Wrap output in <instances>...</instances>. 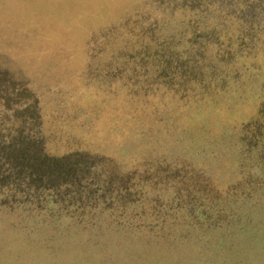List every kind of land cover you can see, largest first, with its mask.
Segmentation results:
<instances>
[{"label":"rangeland","instance_id":"rangeland-1","mask_svg":"<svg viewBox=\"0 0 264 264\" xmlns=\"http://www.w3.org/2000/svg\"><path fill=\"white\" fill-rule=\"evenodd\" d=\"M242 3L132 0L144 5L125 18L130 36L100 40L93 60L105 64L131 40L138 48L173 37L181 50L192 18L207 40L189 58L194 74L89 66L77 85L86 106L79 128L62 129L71 119L54 102L72 82H34L57 97L44 101L41 118L51 154L79 146L103 157L94 171L107 169L116 180L107 194L94 183L93 199L80 201L89 189L30 187L0 165V264H264V1L247 3L262 4L252 15L254 37L240 32L245 18L229 10ZM188 4L206 12L197 16ZM63 102L70 111L72 101ZM208 212L224 215L208 221Z\"/></svg>","mask_w":264,"mask_h":264},{"label":"trees","instance_id":"trees-1","mask_svg":"<svg viewBox=\"0 0 264 264\" xmlns=\"http://www.w3.org/2000/svg\"><path fill=\"white\" fill-rule=\"evenodd\" d=\"M242 1V4H231L234 5L237 12L231 6H229V10L236 16L245 18L239 23L240 32H244L247 36L250 33L254 37L252 32L254 16L252 15L256 10H260L262 4H247L248 0ZM188 5V7L196 10L194 13L197 16L206 12L201 8L203 7L201 4ZM188 25H190L192 33L188 38L189 43L187 42L181 50L174 47L173 37H165L163 41L158 43L160 46L144 41L138 48L135 46V42L131 40L127 44L118 45L119 48L111 51L106 59L109 61L105 64L101 63V59L96 62L92 60L89 69L104 67L107 72L116 70L121 72L127 67L133 71H141L143 68L150 67L155 70V74L159 72L160 75L166 76L170 75V71H177L180 68L185 73L184 76L181 73V79L187 80L194 74V70L188 65L190 56L205 45L207 41L200 37L205 36L206 32L203 31L205 26L201 27L198 20L190 18ZM248 28L251 31L247 30ZM146 30L150 40H155L152 39L154 37L153 26H149ZM244 33L240 35V41H244ZM107 37L112 40L111 34H108ZM204 40L206 41L202 42ZM228 47L231 48L229 43ZM96 48L97 45L94 46L93 57ZM47 94L51 95L46 89L39 88L25 77L20 76L7 63L0 61V165L8 164L11 168V176L14 175L17 180L26 178L30 187L53 188L59 194L63 192L78 193L81 186L89 189L91 192L84 194L83 199L79 198L80 201L93 199L92 187L95 186L94 183H100L101 189L104 190L103 194L105 192L107 194L116 177L107 169L100 170V172L94 171L93 164L97 160L99 161L100 155H95L89 150H83L79 146L74 147L76 150L62 155L51 154L53 151L46 144L47 133L41 127V118L46 112L44 101L59 97L54 101L58 105L57 111L65 113L68 111L67 103L64 104L63 102L66 101V94L62 91L61 95L57 97H47ZM258 129L254 128V133ZM164 160L166 159L155 160L154 166L161 168L166 163ZM189 166L193 168L190 164ZM253 178H255L254 174L247 177V179ZM63 187H65L64 190ZM190 187L188 190L191 189L195 192V186ZM187 193L192 195L190 191ZM106 197L102 198L105 199ZM223 215V212H220L219 216L208 212L206 220L211 221L214 218L223 217Z\"/></svg>","mask_w":264,"mask_h":264},{"label":"water","instance_id":"water-1","mask_svg":"<svg viewBox=\"0 0 264 264\" xmlns=\"http://www.w3.org/2000/svg\"><path fill=\"white\" fill-rule=\"evenodd\" d=\"M131 2L0 0V61L32 83L46 82L49 88L57 83L73 84L65 91L72 101L68 111L71 120L62 123V129L79 128L78 119L86 114V106L81 104L85 92L77 85L85 82L94 46L108 34L120 42L130 36L132 27L125 18L144 5Z\"/></svg>","mask_w":264,"mask_h":264}]
</instances>
